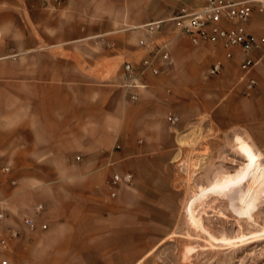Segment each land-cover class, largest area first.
I'll return each instance as SVG.
<instances>
[{"label":"crops","instance_id":"0c3cea01","mask_svg":"<svg viewBox=\"0 0 264 264\" xmlns=\"http://www.w3.org/2000/svg\"><path fill=\"white\" fill-rule=\"evenodd\" d=\"M247 1V28L264 35V0ZM200 5L0 0V232H18L0 248V260L79 259L76 249L92 245L96 216L129 213L160 192L164 168L198 127L264 146V57L252 52L258 62L244 71L238 48L194 44L168 21L180 7ZM155 21L163 23L147 31ZM163 51L172 67L157 74L146 68L136 78L144 59L163 70ZM216 62L220 73L208 74ZM126 173L129 183L112 186L114 174ZM24 218L37 228L29 230Z\"/></svg>","mask_w":264,"mask_h":264},{"label":"rangeland","instance_id":"374dc122","mask_svg":"<svg viewBox=\"0 0 264 264\" xmlns=\"http://www.w3.org/2000/svg\"><path fill=\"white\" fill-rule=\"evenodd\" d=\"M232 135L196 128L163 189L129 213L98 212L92 245L61 264H264V146Z\"/></svg>","mask_w":264,"mask_h":264},{"label":"built area","instance_id":"2783aa9c","mask_svg":"<svg viewBox=\"0 0 264 264\" xmlns=\"http://www.w3.org/2000/svg\"><path fill=\"white\" fill-rule=\"evenodd\" d=\"M201 5L196 9H190L186 6H182L178 9L176 14L168 18V21L183 34L187 35L190 41L197 44L201 41L207 42H219L226 50L231 48H238L243 54L244 59L240 63V67L244 71L250 70L258 60L251 57L252 52H260L264 57V35H257L251 32L247 28V23L250 19L252 6L251 2L247 0H200ZM163 21H155L146 24L147 31H153L158 29ZM159 52V49L156 50ZM228 57L230 53L226 54ZM163 60L164 69L159 70L153 66V62L150 59H144L142 61L144 69L137 72L135 75H141L146 68L150 69L153 74L168 71L173 61L167 51L160 53ZM123 68L125 72L131 74L132 66L129 63H124ZM221 65L219 62L214 63L208 68L207 72L210 75H216L220 73ZM249 87L255 85L253 78L249 79ZM134 98V95L132 96ZM168 120L172 123L177 121L176 117H169ZM6 167L1 168L2 172L7 171ZM132 180V175L129 173L114 174L111 179V184L116 185L118 183H129ZM14 183V181H11ZM113 195V194H112ZM35 211L38 212L43 209L42 204L35 206ZM5 212L0 205V222L4 219ZM24 225L29 230H35L36 224L31 218L23 219ZM42 229L46 228L45 224H41ZM18 232L12 228H8L6 233L0 232V248L6 249L10 239L16 238ZM0 264H7V261L2 259Z\"/></svg>","mask_w":264,"mask_h":264},{"label":"bare ground","instance_id":"6f19581e","mask_svg":"<svg viewBox=\"0 0 264 264\" xmlns=\"http://www.w3.org/2000/svg\"><path fill=\"white\" fill-rule=\"evenodd\" d=\"M259 1H260V0H259ZM248 156H249V155H248ZM249 157H250V156H249ZM249 157L246 156L245 158H248V159H249ZM250 160H251L252 163L258 164V160H257V159H255V158L252 157V158H250ZM259 164H260V163H259Z\"/></svg>","mask_w":264,"mask_h":264}]
</instances>
